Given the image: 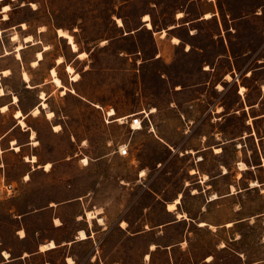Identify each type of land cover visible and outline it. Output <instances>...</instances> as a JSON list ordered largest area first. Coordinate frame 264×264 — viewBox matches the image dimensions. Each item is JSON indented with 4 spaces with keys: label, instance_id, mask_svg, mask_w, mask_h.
<instances>
[{
    "label": "rangeland",
    "instance_id": "374dc122",
    "mask_svg": "<svg viewBox=\"0 0 264 264\" xmlns=\"http://www.w3.org/2000/svg\"><path fill=\"white\" fill-rule=\"evenodd\" d=\"M210 1H0V9L11 6L8 21L0 13V70L10 69L8 76L0 74L6 92L0 96V264H43L46 257L50 264H65L66 256L76 264H145L151 244L159 246L152 251L154 264H165L164 247L186 236L195 260L213 255V264H264V121L249 125V114L236 105L237 86L221 82L232 65L224 55L236 58L240 73L253 58H264V0ZM214 4L218 16L206 12L212 16L205 18ZM180 12L181 26L161 37L158 31L175 27ZM145 14L150 29L142 21ZM58 28L74 35L85 59L58 36ZM15 33L19 41L12 40ZM28 35L35 44L24 42ZM173 35L183 43L174 44ZM44 46L49 49L33 67ZM250 50L254 53L246 55ZM59 56L65 60L61 65ZM67 64L79 81L71 80ZM53 67L66 94L51 82ZM258 81H264V68L240 83L252 84L255 97ZM42 92L47 110L55 112L51 120L46 109L31 114ZM220 105L218 119L212 110ZM18 108L26 115V129L14 118ZM111 108L116 114H109ZM133 119L140 129L131 127ZM253 125L257 135L244 137ZM12 140L21 151L12 149ZM123 148L126 155L120 154ZM32 155L36 163L26 160ZM5 184L14 185L11 195ZM177 197L176 209L169 210ZM88 210L99 212L103 222L95 218L89 225ZM81 228L92 238L71 242ZM49 241L56 247L71 243L37 253ZM187 256L176 250L178 264Z\"/></svg>",
    "mask_w": 264,
    "mask_h": 264
},
{
    "label": "bare ground",
    "instance_id": "6f19581e",
    "mask_svg": "<svg viewBox=\"0 0 264 264\" xmlns=\"http://www.w3.org/2000/svg\"><path fill=\"white\" fill-rule=\"evenodd\" d=\"M32 6L34 7L35 6V3H32ZM5 8H7L8 11H6V12L3 11V9H5ZM10 10H11V6L9 4H4L1 7V12H3V19L4 20H7L9 18L8 17V12ZM182 16H183V14L181 12L177 15V17H179V18H181ZM211 16H212L211 13H206L205 18H210ZM5 17L7 19H5ZM145 17H147L148 19L145 20L144 19ZM143 21L145 22L146 26L149 29L152 28L151 17H150L149 14H145L143 16ZM117 23H118V26H120V27L123 26V21L120 18L117 19ZM22 26H23L24 29L27 28L26 23H23ZM57 33H58V36L59 37H63V38H65L68 41V44L70 45L72 51L75 52V53H77V57L79 59H85L87 57V52L80 51L79 50V46H78V43L76 42V40L74 38V35L71 34L68 30L63 29V28H58L57 29ZM160 34H161V37H165L167 35V33H166L165 30H162L160 32ZM12 40L13 41H19V35L17 33L13 34ZM23 40L26 43L27 42L28 43H32V44H35L36 43L35 40L33 39V37L31 35H28V36L24 37ZM172 42L175 43V44H179L180 43V39L178 37L174 36L172 38ZM21 48H22V45L20 43L16 47V52H17L16 55H17V58H19V59H21V53H20ZM48 49H49L48 46H44V48L42 50H39V51L36 52V59L31 62V65L33 67L39 65L40 61L43 60V58H44V52L47 51ZM6 54H8V52H6ZM64 61L65 60H64V57L63 56H59L56 59L57 65L63 64ZM66 71L70 74L72 81H76V82L79 81L80 74L77 71H75L74 67L71 64H67L66 65ZM0 73H1L2 76H5L6 77V76H8L10 74V69H8V68L3 69V71H1ZM22 75H23V80L25 82H28L30 80V76H29V74L26 71H23ZM50 76H51V82L54 84V86L61 89V94H66L68 88L63 84V81L59 77V75H58L57 70H56L55 67H53V68L50 69ZM226 79H231V75L230 74H227L226 75ZM217 88L222 89V85L219 84ZM263 88H264V85H263ZM245 90H246L245 87L242 86L241 89H240V93H243ZM71 91H73V90H71ZM5 95H6V92H5L4 88L1 85V78H0V96H5ZM41 99L43 101H41L40 105L35 106L32 109L31 114L33 116H38L41 113V110L42 109H46V117L48 119H50V120L53 119L55 117V112L52 111V110H47V106L48 105H47L46 100H45L46 98H45V93L44 92L41 93ZM17 100H18V98L16 96H14V102H12V104H15L17 102ZM8 110H9V105L8 104L2 105L1 112L5 113ZM153 110H155V109H153ZM108 112H109L110 115L116 114V112H115V110L113 108H111ZM25 117H26V115L23 113V111L20 108H18L17 110H15V112H14V118H16L17 124L20 125V126H22L24 129H26V127H27L26 126ZM132 127L134 129H140L142 127V125H141V123L138 120H136L135 122H133ZM60 129H61V126L60 125H54V130L55 131L58 132ZM34 137H35V131L32 130L31 131V138L33 139ZM32 144H34L36 146L38 144L37 140L33 141ZM12 149L15 150V151H17V152L21 150V147L16 143L15 140H12ZM215 150H216V152H219L221 150V148L216 147ZM26 160H28L31 163H36L37 162V156L32 155L31 157L26 158ZM84 161H87V163H88V160L87 159H85ZM87 163H84L83 162V164H87ZM51 166H52L51 163L48 162V163H46V165H44V168H45L46 171H49L50 168H51ZM191 173H194V170L191 171ZM26 178H29V175H27ZM206 178H207V176H205V179ZM233 190H234V188H232V191ZM215 197H216V195H215ZM179 202H180V198L177 197L174 200V202L168 204V209L169 210L176 209V207H177V205H178ZM98 213L99 212L94 211V210H88L86 212L87 221H88L89 225H92L93 220L95 218H97L100 223L103 222L102 218L97 217V214ZM179 216H181L180 213L178 214V217ZM55 222H56V225H60V221L58 219H56ZM206 224H207V222H205V221H202L200 223V225H202V226H204ZM121 226L123 228H125L126 227V222L125 221H122ZM23 236H24V233H23ZM87 238H88V234L86 233V231L84 229H81L79 231L78 239L79 240H86ZM39 247H40V250L41 251H46V250L55 248L56 247V244H55L54 241H49L47 243L41 244V246H39ZM153 248H155V245L154 244L151 245V249H153ZM24 255H27V253H25ZM3 256L7 260H9L11 258L10 253L8 251H6V250L3 251ZM145 257H146V259H148L149 258V254L147 253ZM67 262L69 264H74V259L71 258V257H68Z\"/></svg>",
    "mask_w": 264,
    "mask_h": 264
},
{
    "label": "crops",
    "instance_id": "0c3cea01",
    "mask_svg": "<svg viewBox=\"0 0 264 264\" xmlns=\"http://www.w3.org/2000/svg\"><path fill=\"white\" fill-rule=\"evenodd\" d=\"M207 1H210V0H207ZM213 1V0H212ZM211 2V1H210ZM3 6V5H2ZM218 7L214 4V6H211V7H209L205 12H204V14L206 13V12H211V13H213L214 14V16L213 17H215V16H218ZM0 13H2V16H3V12H1V9H0ZM184 17H185V14H184ZM184 17H182V18H184ZM203 17V16H202ZM212 17V18H213ZM182 18H180V19H178V18H176V20H178L179 22L178 23H175V24H172V25H176L175 27H173V28H166L167 29V33L169 34V32L168 31H170V30H176V29H178V27H180L181 26V24H180V20L182 19ZM201 19H204V18H201ZM211 19V18H210ZM9 20V19H8ZM8 20H3L2 19V21H4V22H6V21H8ZM204 20H208V19H204ZM142 21H143V18H142ZM152 21V20H151ZM219 21H220V19H219ZM144 22V21H143ZM192 23V21H189V22H185V24L186 25H190ZM184 24V23H183ZM21 25V24H20ZM144 25H145V22H144ZM17 27H20V26H17ZM21 31H24V29L22 28V26H21ZM151 30H153V29H151ZM163 29H161V30H159L158 31V33L160 34V32L162 31ZM38 32H39V30H38ZM189 32H190V35L191 36H193V35H195L194 34V31H193V29L191 28V29H189ZM221 32H222V34H221V36H224V29H221ZM167 34V35H168ZM161 36V35H160ZM175 35H173V37H174ZM172 37V38H173ZM176 37H178V36H176ZM179 38V37H178ZM180 39V38H179ZM180 43L179 44H181V43H183V40H181L180 39ZM175 44V43H174ZM179 44H176V45H179ZM185 47H186V50H189V43H185ZM249 53H251V54H253L254 53V51L253 50H250V51H247L245 54L246 55H249ZM229 56V57H228ZM230 56H232V55H224V57H226V58H228V59H231V67H230V69H229V72H227V73H229L230 75H231V77H232V79L231 80H227V79H225V75L227 74V73H225L222 77H221V82H223V81H227V82H233L236 86H237V90H236V93H237V95H238V101L236 102V105H238L239 106V112L241 113V112H243V113H245V114H249V116H250V119H248L247 120V123L250 125L252 122H253V124L255 125V124H257V122L258 121H264V111H260L259 112V110H261L263 107H264V88H263V84H264V81H261V82H259L258 81V85L257 86H255V90H256V94H255V97H254V91H253V86H252V84H249V83H246V85H242L241 83H240V81L241 80H243V79H248L249 77H251L253 74H254V72L256 71V70H258V69H262V68H264V65H262V64H264V58L262 57V58H257V59H255V58H253V60H251L250 62H248L247 63V65H246V67H245V69H244V71H245V73H240V70H239V68H238V66L236 65L237 63H236V58L235 57H230ZM257 62V63H259L261 66H259V67H255V68H253L252 67V63L253 62ZM211 68V67H210ZM1 71V70H0ZM243 71V72H244ZM1 74V73H0ZM0 77H1V75H0ZM1 79H2V77H1ZM238 83V84H237ZM217 84L218 83H216V89H217ZM241 86H244L245 88H246V91H245V93L244 94H241L240 92H239V90H240V87ZM219 107H221V111H218V108ZM217 109L215 108V109H213L212 110V113H213V115L216 117V118H218L219 119V117H221V113L223 112V110H224V106H222V105H220ZM253 115V116H252ZM48 119V118H47ZM217 119V120H218ZM252 121V122H251ZM189 123H192V121H188V126H189ZM253 125V126H254ZM24 131H28V130H24ZM30 134V133H29ZM244 135H246V136H244V137H253L254 135H257V130H256V127L254 126V127H252V129H251V127H249V132H246ZM3 137V136H2ZM2 137H0V140H1V138ZM261 139V138H260ZM21 146V148L23 147L22 145H20ZM203 149H206V148H203ZM21 151V150H20ZM189 153V152H188ZM33 165V164H32ZM168 204V203H167ZM166 209H167V206H166ZM177 211H178V209H177ZM170 212V211H169ZM183 219V218H182ZM185 219H188V218H185ZM180 220V219H179ZM232 223H229V225H231ZM213 225H211V227H212ZM201 227H203V226H201ZM81 229H84V228H81ZM79 230L80 229H78L77 230V233L75 234V236H74V238H75V240H73V241H71V242H76V241H78L79 239H78V232H79ZM86 232H88L86 229H84ZM20 232V231H19ZM19 236L21 237V238H23V236H21L20 234H19ZM89 238H92V236H89L87 239H89ZM86 239V240H87ZM51 240H53V239H51ZM55 241V240H54ZM56 242V241H55ZM70 241H64V242H61V243H59V244H57V247H55V248H53V249H56V250H60V248H62V247H64V246H66V245H68L69 243H71ZM188 238H187V236H186V238L184 237V240H182L181 242H179L178 244L176 243V244H171V245H166L165 247H164V249H163V251H164V253H165V264H178L177 263V259H176V250L177 249H180L182 252H184L186 255H188L187 256V260H186V262H184L185 264H213L214 263V256L213 255H208L206 258H203L202 260H195V258H194V256L192 255V253H191V251H189V250H187V246L189 245L188 243ZM40 245V244H39ZM39 245H38V247H37V253H41V252H46V251H51V250H53V249H49V250H46V251H41L40 250V247H39ZM152 245V244H151ZM155 245V244H154ZM41 246V245H40ZM157 247H159V246H157L156 245V248H153V249H151V246H150V253H149V255H150V258H148L147 260L145 259V264H154V262H153V256H152V251H155V250H157ZM219 247H221L222 249L223 248H225V247H227V245L226 244H224V246H221V244H220V246ZM49 254V253H48ZM47 256V255H46ZM211 257L212 256V259L211 260H208V257ZM68 257L69 256H66V257H64V261H65V264H69L68 262H67V259H68ZM92 261V260H91ZM49 262H52V261H49V259H47V257H46V259L44 260V262H43V264H47V263H49ZM50 264V263H49ZM74 264H76V262H74ZM241 264H250V263H246V262H242Z\"/></svg>",
    "mask_w": 264,
    "mask_h": 264
},
{
    "label": "built area",
    "instance_id": "2783aa9c",
    "mask_svg": "<svg viewBox=\"0 0 264 264\" xmlns=\"http://www.w3.org/2000/svg\"><path fill=\"white\" fill-rule=\"evenodd\" d=\"M107 115H108V117H110L109 116V114H108V112H107ZM137 119H133V121H136ZM132 125V124H131ZM132 127V126H131ZM127 152H128V150L126 149V148H123V149H121L120 150V154L121 155H126L127 154ZM15 188H14V185L13 184H5V185H3V190H4V192L7 194V195H11L12 194V191L14 190Z\"/></svg>",
    "mask_w": 264,
    "mask_h": 264
},
{
    "label": "snow or ice",
    "instance_id": "6c2138e0",
    "mask_svg": "<svg viewBox=\"0 0 264 264\" xmlns=\"http://www.w3.org/2000/svg\"><path fill=\"white\" fill-rule=\"evenodd\" d=\"M3 11H5V12H6V11H8V9H7V8H5V9H3ZM5 19H7V18L5 17ZM144 19H145V20H147L148 18H147V17H145ZM84 163H87V161H84ZM241 167H243V165H241ZM20 235H21V236H23V233H21Z\"/></svg>",
    "mask_w": 264,
    "mask_h": 264
},
{
    "label": "trees",
    "instance_id": "16d2710c",
    "mask_svg": "<svg viewBox=\"0 0 264 264\" xmlns=\"http://www.w3.org/2000/svg\"><path fill=\"white\" fill-rule=\"evenodd\" d=\"M168 34V33H167Z\"/></svg>",
    "mask_w": 264,
    "mask_h": 264
}]
</instances>
